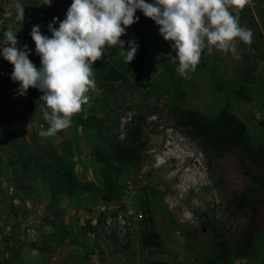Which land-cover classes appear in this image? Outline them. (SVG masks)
Returning <instances> with one entry per match:
<instances>
[{
    "label": "rangeland",
    "instance_id": "obj_1",
    "mask_svg": "<svg viewBox=\"0 0 264 264\" xmlns=\"http://www.w3.org/2000/svg\"><path fill=\"white\" fill-rule=\"evenodd\" d=\"M41 2L0 0V40L7 29L17 32L18 47L28 45L31 49L29 59L38 68L40 57L35 53L31 28L39 24L41 33L50 36L49 22L57 17L54 26L58 27L72 0H52L50 6L39 4ZM22 8L24 19L20 22L16 17ZM229 10L238 16L240 25L246 29L249 28L248 18L242 16L247 11L256 19L263 34L261 39L252 42L256 47L249 46L255 54L258 47L262 51V57L258 58L255 98L253 102H247L236 99L234 94L239 81V47L245 45L239 42L235 55L215 48L202 53L195 71L187 78L183 77L185 105L209 116H216L228 105L247 124L254 140L264 146V130L259 123L264 120V0H247L243 9L233 6ZM170 45L171 42L160 36L155 49L156 66L168 63L176 67L166 55H175ZM109 55V46H106L102 60L109 59ZM100 62L101 59L93 62L95 87L88 93L89 100L78 114L86 116L92 108H99L102 89L95 68ZM130 64L137 66L135 59L125 64L122 57L119 68L134 80L128 67ZM12 70L13 65L0 56V264H147L159 259H166L168 264H197L195 253L185 247L183 233L203 225L200 218L203 212L209 217L224 218L222 232L232 242L252 228L250 218H255L260 232L254 260L245 262L264 264V193L259 199L256 193H251L252 199L258 200L259 204H251L246 211H237L228 203L231 194L248 189V173L253 170L251 161L238 148L227 152L217 149L214 152H223L219 156L204 150L188 129L167 116L162 99L155 92L130 95L123 85L122 98L112 99V117L119 120L115 132L123 138L127 122L142 113L146 116L145 133L149 138L144 162L129 167L121 177V199L105 203L97 192L82 189L70 198L67 207L52 209L48 186L34 172L15 171L2 159L10 157V149L2 144L8 131L15 133L17 130L19 136L27 140L35 134L40 141V130L48 127L42 116L44 102L40 97L43 93L29 87L26 95H20L18 82L11 79ZM152 74L155 75V70ZM71 121L70 127L43 138L64 152L72 153L78 178L83 184L90 181L98 188L102 187L100 165L90 153V149H94V134ZM18 179L29 187L18 186ZM146 203L164 239V246L159 250L148 248L139 240L147 227L144 219ZM167 213L177 225L172 224ZM100 216L102 222L98 223ZM50 220H61L72 232L75 243L67 241L47 255L33 249L31 243L40 241L52 231ZM88 225H96L99 236L91 233Z\"/></svg>",
    "mask_w": 264,
    "mask_h": 264
},
{
    "label": "trees",
    "instance_id": "obj_2",
    "mask_svg": "<svg viewBox=\"0 0 264 264\" xmlns=\"http://www.w3.org/2000/svg\"><path fill=\"white\" fill-rule=\"evenodd\" d=\"M135 15L140 17L139 21L128 26L126 35L121 37L125 41L135 39L140 45L134 58L137 66L135 67L134 64L128 66L134 80L129 79L119 68L122 58L119 47L109 46L110 58L104 60L101 58V62L95 68V75L101 79L102 96L99 108H92L86 116L76 113L71 118L94 134V149L91 148L90 153L100 165L102 187L98 188L94 182L90 181L83 184L78 178L74 159L69 154L61 152L47 138L42 137L39 141L35 134H31V139L27 140L22 139L17 130L15 133L8 131L2 138V144L10 149V157L2 158L3 162L8 163L15 171L32 170L48 186L51 207L54 210L60 209L61 196L73 198L82 189L97 192L100 194L101 201L105 203L120 200L123 193L121 177L129 167L139 166L144 162L145 150L149 142L145 133L146 116L142 113L135 115L127 122L123 138L115 132L119 126V120L112 117V99L122 98L121 89L125 85L130 95L153 92L159 94L167 116L174 119L179 126L188 129L200 141L204 150L214 152L218 149L227 152L238 148L243 155H246L253 165V170L248 173L249 187L237 194H231L228 203L237 211H246L251 204H259L258 200L252 199L251 193H256L258 199L259 195L264 193L263 143L254 140L247 124L232 112L228 105L223 107L216 116H209L186 106L184 79L176 72V67L168 63L155 65V49L161 36L159 26L139 10ZM242 17L248 18L249 28L247 29L252 32V41L250 44L239 47V81L234 94L236 99L253 102L255 85L258 81V58L262 57V51L258 47L256 48L258 53L255 54L249 46H254L253 43L261 39L263 34L258 29L256 19L247 11L243 12ZM49 34L51 36L50 32ZM154 70L155 75L152 74ZM220 83L221 81L217 84ZM156 109L158 110L159 107L157 106ZM259 123L264 130V120ZM1 136L0 133V138ZM17 182L18 186L29 187L21 179ZM144 212L147 227L141 233L139 240L148 248L162 249L164 239L156 228V220L148 203ZM166 216L172 224L177 225L170 213ZM200 218L203 222L202 226L191 227L183 233L185 247L195 253L197 264H246V260H254L253 253L260 232L255 218H250L252 228L239 236L235 242L226 239L223 235L224 218L209 217L206 212H203ZM59 221L50 220L52 231L45 234L40 241H33L31 247L51 255L67 241L75 243L72 232L61 220ZM97 221L102 222L101 216ZM88 228L95 236H99L96 225H88ZM13 253L17 256L16 251ZM147 264H166V262L157 260Z\"/></svg>",
    "mask_w": 264,
    "mask_h": 264
},
{
    "label": "clouds",
    "instance_id": "obj_3",
    "mask_svg": "<svg viewBox=\"0 0 264 264\" xmlns=\"http://www.w3.org/2000/svg\"><path fill=\"white\" fill-rule=\"evenodd\" d=\"M52 0H42L51 5ZM247 0H72L65 18L58 27V18L48 24L51 36L33 25L30 36L35 53L40 57L39 68L29 59L27 44L18 47L17 32H3L0 56L13 65L11 79L18 82V92L26 95L29 87L42 92L40 100L43 120L48 127L42 137L53 136L71 126V118L89 100L95 87L93 62L101 59L106 46H118L124 63L134 60L140 47L135 39H121L127 27L138 22L137 10L159 26V34L171 42L175 53L166 54L184 78L195 71L203 52L213 48L235 55L239 42L250 44L252 32L239 23L230 12L235 6L243 9ZM24 9L16 19H24ZM127 43V48L125 44Z\"/></svg>",
    "mask_w": 264,
    "mask_h": 264
},
{
    "label": "crops",
    "instance_id": "obj_4",
    "mask_svg": "<svg viewBox=\"0 0 264 264\" xmlns=\"http://www.w3.org/2000/svg\"><path fill=\"white\" fill-rule=\"evenodd\" d=\"M63 153H70L69 155L72 157V153L71 152H64L63 151V149L61 148V147H58ZM70 149V148H69ZM75 153H77V152H74V154ZM73 158V157H72ZM70 201H71V199L70 198H68V197H66V196H61V198H60V205L62 206V207H67L68 205H69V203H70ZM94 254V253H93ZM159 260H163V261H165L166 262V264H168V261H166V259H159ZM194 260H195V258H194ZM155 261H157V260H155ZM246 264H248V263H246Z\"/></svg>",
    "mask_w": 264,
    "mask_h": 264
},
{
    "label": "built area",
    "instance_id": "obj_5",
    "mask_svg": "<svg viewBox=\"0 0 264 264\" xmlns=\"http://www.w3.org/2000/svg\"><path fill=\"white\" fill-rule=\"evenodd\" d=\"M112 203V202H111Z\"/></svg>",
    "mask_w": 264,
    "mask_h": 264
}]
</instances>
